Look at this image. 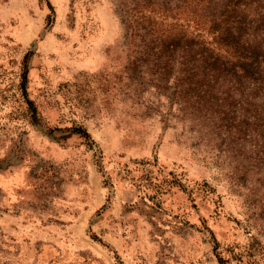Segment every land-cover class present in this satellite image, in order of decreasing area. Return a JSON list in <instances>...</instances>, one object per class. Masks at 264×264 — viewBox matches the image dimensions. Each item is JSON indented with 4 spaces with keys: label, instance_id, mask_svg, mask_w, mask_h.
Here are the masks:
<instances>
[{
    "label": "rangeland",
    "instance_id": "rangeland-1",
    "mask_svg": "<svg viewBox=\"0 0 264 264\" xmlns=\"http://www.w3.org/2000/svg\"><path fill=\"white\" fill-rule=\"evenodd\" d=\"M126 1L0 0V264H264V141L183 126Z\"/></svg>",
    "mask_w": 264,
    "mask_h": 264
},
{
    "label": "trees",
    "instance_id": "trees-1",
    "mask_svg": "<svg viewBox=\"0 0 264 264\" xmlns=\"http://www.w3.org/2000/svg\"><path fill=\"white\" fill-rule=\"evenodd\" d=\"M123 6L132 65L144 67L151 85L177 105L183 126L264 141V0H127Z\"/></svg>",
    "mask_w": 264,
    "mask_h": 264
}]
</instances>
